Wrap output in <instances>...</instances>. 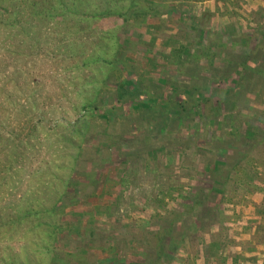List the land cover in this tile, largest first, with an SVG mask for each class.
Segmentation results:
<instances>
[{"label":"rangeland","instance_id":"1","mask_svg":"<svg viewBox=\"0 0 264 264\" xmlns=\"http://www.w3.org/2000/svg\"><path fill=\"white\" fill-rule=\"evenodd\" d=\"M181 5L223 31L227 21L264 23V0L0 1V264H151V253L159 254L158 243L171 229L160 264H229L241 250L249 252L241 264H264V132L237 135L264 116V78L232 93L226 120L215 112V122H199L204 139L199 133L195 143L172 138L184 144V159L171 154L168 137L191 139L187 131L197 121L185 133L174 123L161 133L151 114L116 99L127 69L134 67L146 82L168 75L167 59L175 55L170 41L186 30ZM146 8L160 13L129 15ZM124 29L131 39L122 46ZM228 47L226 58H239L236 44ZM154 53L156 64H145ZM189 59L184 54L176 61L178 74L201 85L232 71ZM155 89L165 96L169 88ZM208 135L216 139L215 152L228 156L221 167L224 175L230 171L222 179L227 191L217 198L219 211L197 208L186 219L188 232L175 205L192 187L209 188L202 174L203 150L212 147ZM221 136L230 137L223 151ZM144 139L146 148L139 142ZM72 177L78 182L71 185ZM213 241L218 246L203 259L201 248Z\"/></svg>","mask_w":264,"mask_h":264},{"label":"trees","instance_id":"2","mask_svg":"<svg viewBox=\"0 0 264 264\" xmlns=\"http://www.w3.org/2000/svg\"><path fill=\"white\" fill-rule=\"evenodd\" d=\"M45 1L49 2L51 0ZM53 1L64 6V0ZM73 1L78 4L81 3V0ZM108 2L109 5L105 4L104 15L109 13V6L112 1ZM181 6L182 10L179 11L181 15L180 17L183 22H186V30L182 35H178L177 32V35H173L170 41V43H173V45H170H172V51H174L175 55H170L171 57H168L167 62L165 60L167 64L166 68L168 69V75L166 77H159L156 81L155 78H152L153 74L150 72L152 76L151 80L148 78L149 81L146 82L144 79H141L137 73H135L134 67L127 69L129 70L130 74L129 79H125L124 81L116 84V99L120 103L122 102V104L129 103L128 106L130 110H135L144 114H151L154 123L153 128H155L157 131H161V127L162 129H165L169 124L174 123L176 128L180 127V132L182 131V133H185V131L191 126V122L193 123L197 121L198 127L193 131H187L190 133L193 132L191 134V139L189 136V138H183L182 136L184 135L178 136L174 133L170 134L171 136L168 137L172 145L175 146V148L173 147V150L170 151L171 154H177L179 158L184 159V157L188 156V153L185 151L184 144L172 141V138L177 140L179 138L189 139L194 143L197 142V138L204 139L206 131L203 129L201 130L202 133H200V128H202L200 125L202 124L199 122L204 123V121H206L208 118L210 119V122H215L214 117L211 116L213 115L217 117L216 113L218 114L217 118H225L226 120L228 115H225V111L228 107V101H230V98H232V93L236 89L246 90L250 83H253L256 78H264V23L259 26V24L256 22L249 23L248 21L246 24L243 21H239L240 23H238V27L237 25L235 26L231 21H227L226 23H221L222 25H226V28L223 31L216 27L213 22H211V25L210 22L207 24V21L203 20V15H200L201 13L193 14L188 9H186L187 7L184 5ZM132 10L130 11L129 15L135 17L149 15L151 12H155L154 15H159L160 13L158 9L154 11L149 8L143 9L142 11ZM157 11L159 13H157ZM40 12L42 11H35L36 14ZM129 15L125 18H129ZM101 16V14L94 15L96 18ZM148 27L149 26H147V28L144 27L146 30L144 29V31H142L143 37L145 36L144 32L146 31L147 33ZM150 27L154 28L155 26L150 25ZM124 32L130 33L128 29H124L122 33H120L122 38L121 44L122 46H125L126 44L130 45L131 38H129ZM179 32H181V30ZM189 34H192V36H188ZM217 38H220L221 40L218 41ZM233 44H236V50L239 52V58L228 59L226 58V53L223 51H225L226 47H231ZM174 45L176 46L174 47ZM218 48H221V51H218ZM184 54L191 58L188 60L189 62L194 61L197 64L207 66L212 65L215 67L223 66L225 68H231L230 70L232 71L229 73V75L223 74V76L220 78L212 79L210 83L201 85L198 83V80L195 78L193 79V77L186 78L178 74L176 61L182 59V55ZM128 55H130V52H128ZM149 57L148 60L145 61V64H147L146 62L148 61H150L152 64H156L158 59L155 57L158 58L159 56L154 53ZM123 63V60L119 61L120 65ZM123 67L126 68L124 64ZM190 78L192 80H190ZM158 84H163L165 87L169 88L168 93L165 96H161L157 93L155 88L158 87ZM105 100L106 98H101L100 103H104ZM95 107L98 108V104ZM101 116L108 120H113L114 118L111 117L112 115H106L105 113ZM134 127H136V125H134ZM132 129L134 130L133 126ZM242 132L244 133H237V135L241 137L246 135L247 137L256 138V136H258V132H264V116L257 118V121L253 126L245 124L243 126ZM197 133L199 134L197 135ZM194 134L197 135V138L194 137ZM213 137L214 136L212 135L207 136L209 141L206 142V145L209 143L210 146H212L213 140L214 142L216 141V139H213ZM228 140H230V137L227 138L226 136H221V138H218L219 150H224L223 146ZM139 142L144 148H146V145H144L146 143L145 139L144 141ZM255 146V148L259 147L258 144ZM136 151L131 152V154L134 156L138 155V152ZM155 151V149L150 150L151 154H154ZM203 151H205L203 153L205 163L202 174L205 179H209V188L192 187V189L189 191V194L180 195L178 203L175 205V215L180 214L181 221L185 219V224L182 222L180 223L182 224L181 228L183 229V226L185 225L184 227L188 232L189 225L186 219H188L192 213L194 214V211L197 210V208H200V212H203L205 208L207 211H213L215 209L213 213L216 210H220V201H218L217 198L219 196L224 197L227 191L225 190L226 183H222V179H227V176H230L228 175L230 171L227 173V175H224L221 168L222 166H226L228 162L227 155H225V158L223 159L218 152H215L213 146L211 147V150L206 147V149ZM121 152H127L128 154L129 150L125 151L121 149ZM236 155L238 158L237 163H239L242 157L239 156L238 153ZM115 156L120 157V152L118 151ZM182 168L184 169L185 167L183 166ZM152 175H154V177H158L157 175L159 174L156 171ZM170 178L171 175L169 176V179ZM74 182H78V179H74V177H72L71 185ZM59 203L65 206L67 204V200L63 198L59 201ZM197 213L199 212L197 211ZM202 217L205 220V217ZM202 217L198 216L197 219L201 220ZM172 224L174 225L173 222H170V225ZM211 226H213V224H211ZM171 232H173V229L169 230L168 236L162 238L159 241V254H157V252L155 254L151 253V264H160L159 258L168 253L166 249L168 242L171 240ZM210 246L211 247L205 248L203 245L201 251L199 252V256L205 259V257H207L206 253H209V251L212 252L214 247L218 246V242L213 241L211 242Z\"/></svg>","mask_w":264,"mask_h":264},{"label":"crops","instance_id":"3","mask_svg":"<svg viewBox=\"0 0 264 264\" xmlns=\"http://www.w3.org/2000/svg\"><path fill=\"white\" fill-rule=\"evenodd\" d=\"M260 198V196L257 198V199H259ZM261 198H264V196H262ZM260 221V220H259ZM259 221H257V222H259ZM260 223V222H259ZM232 250H238V249H232ZM248 250V249H247ZM248 254H249V252H247L246 250L245 251H240V256L241 257H233V256H231L232 258H231V260L229 261V264H241L244 260H247L246 259V256H248ZM259 254H261V253H259ZM258 254V256H259V258H261V256ZM263 254V255H262ZM261 255H262V258L264 257V253H262ZM254 255V254H253Z\"/></svg>","mask_w":264,"mask_h":264}]
</instances>
